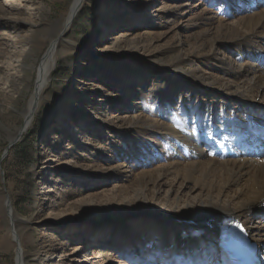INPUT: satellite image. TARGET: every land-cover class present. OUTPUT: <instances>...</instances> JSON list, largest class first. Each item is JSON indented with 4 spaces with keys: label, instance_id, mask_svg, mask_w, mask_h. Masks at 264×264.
I'll return each instance as SVG.
<instances>
[{
    "label": "rangeland",
    "instance_id": "374dc122",
    "mask_svg": "<svg viewBox=\"0 0 264 264\" xmlns=\"http://www.w3.org/2000/svg\"><path fill=\"white\" fill-rule=\"evenodd\" d=\"M9 1L0 0V264H16L17 257L6 198L20 221L16 230L27 264H228L208 230L185 221L175 229L161 224L173 215L186 217L175 208L176 192L183 206L199 196L198 189L180 180L170 194L157 181L139 185L142 175L180 155L171 138L144 123L146 104L139 98L144 91L181 90L178 81L196 88L188 83L190 74L197 85L210 75L219 83L229 77L190 46L175 61L178 72L164 66L160 52L174 45L172 32L194 42L201 30L212 33L199 18L232 23L254 0H85L60 43L33 121L17 142L11 140L24 125L41 59L74 0ZM138 2L169 11L141 14L134 10ZM215 48L218 57L234 59L224 54L221 40ZM244 216L245 228L264 230L261 209ZM68 218L83 221L79 227L61 224ZM108 219L127 232L107 225ZM178 238L190 244L173 250ZM256 246L264 252V241Z\"/></svg>",
    "mask_w": 264,
    "mask_h": 264
},
{
    "label": "bare ground",
    "instance_id": "6f19581e",
    "mask_svg": "<svg viewBox=\"0 0 264 264\" xmlns=\"http://www.w3.org/2000/svg\"><path fill=\"white\" fill-rule=\"evenodd\" d=\"M10 3L14 5L17 2L11 0ZM84 3L85 0L72 2L62 27L51 39L38 67L35 90L24 113V125L11 142L18 139L31 125L54 69L60 43ZM147 4L148 2H138L134 10L146 14L157 9L155 3L150 7ZM128 9L135 12L131 5ZM157 10L163 13L169 11L167 7L165 10ZM115 16L121 19L120 14L115 13ZM199 19L212 26L211 32L215 36L201 30L200 37L194 42L184 43L172 32V37L176 38L174 45L160 52L163 57L160 60L166 64L165 67L171 66L170 68L175 69L173 71L178 72L179 66L174 65L175 61L183 57L182 47L190 46L193 54L202 57L208 54V60L217 62L220 70L229 77L222 78L219 83L210 75L209 78H201L207 84L197 85L192 84L190 74L188 83L196 88L184 89L187 82L178 81L176 83L181 90L144 91V97L139 98L140 103L146 104L145 117H142L144 123L171 138L180 155L175 157L172 154L167 164L142 175L139 185L144 183L147 185L143 187H147L157 181L160 183L158 188L163 187L170 194L179 180L182 186L185 181L190 182V188L199 191V196L192 203L182 206V196L178 192L174 196L175 208H179L181 216L186 217L173 215L163 219L161 224L175 229L177 224L185 221V225L190 227L208 230L207 234L213 237L215 247L224 254L229 248L243 249L245 255L252 249L264 260V252L258 251L256 246L264 241V230L253 226L245 228L241 221L247 213H258V209L264 212V0H254L239 9L232 23L213 16ZM218 39L227 49L224 54H232L234 59L229 55L226 58L217 56L215 43ZM17 42L14 44L15 49ZM211 45L213 48L209 53L201 52ZM229 101L235 104V108L229 105ZM203 143L207 148L201 147ZM191 189L187 188V191L191 192ZM3 210L11 222V238H14L17 247L16 264H27L16 230L20 221L14 216L9 198H6ZM108 220L107 225L112 223L116 226L113 228L121 233L127 232L119 221ZM82 221L68 218L61 224L79 227ZM182 244L190 243L187 239L178 238L176 247L172 249L178 250ZM174 258H177L176 255ZM228 264H234V260L230 258Z\"/></svg>",
    "mask_w": 264,
    "mask_h": 264
},
{
    "label": "water",
    "instance_id": "95a60500",
    "mask_svg": "<svg viewBox=\"0 0 264 264\" xmlns=\"http://www.w3.org/2000/svg\"><path fill=\"white\" fill-rule=\"evenodd\" d=\"M18 139H19V138H18ZM18 139H16V141H15V142H17V141H18ZM15 142H14V143H15ZM14 143H13V144H14ZM10 145H12V144H10ZM10 145H9V146H10ZM9 146L7 147V149H6V150H8Z\"/></svg>",
    "mask_w": 264,
    "mask_h": 264
}]
</instances>
